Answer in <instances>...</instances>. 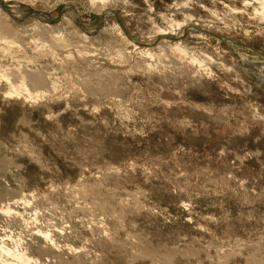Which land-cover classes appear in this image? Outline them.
I'll return each instance as SVG.
<instances>
[{"label":"rangeland","instance_id":"rangeland-1","mask_svg":"<svg viewBox=\"0 0 264 264\" xmlns=\"http://www.w3.org/2000/svg\"><path fill=\"white\" fill-rule=\"evenodd\" d=\"M263 3L0 0V264H264Z\"/></svg>","mask_w":264,"mask_h":264},{"label":"bare ground","instance_id":"bare-ground-1","mask_svg":"<svg viewBox=\"0 0 264 264\" xmlns=\"http://www.w3.org/2000/svg\"><path fill=\"white\" fill-rule=\"evenodd\" d=\"M1 1H4V0H1ZM264 4V3H263ZM261 13L264 15V5H262V7H261ZM261 14V15H262ZM264 17V16H263ZM6 40V39H5ZM195 60V59H194ZM1 75H3V74H1ZM1 75H0V77H1ZM7 76V75H6ZM29 76V75H28ZM3 77V76H2ZM1 77V78H2ZM22 77V76H21ZM30 77H31V79L33 80V79H35L37 82H39L40 80V78H38V75L37 74H35V73H31L30 74ZM4 78H5V76H4ZM11 78V77H10ZM10 78H8V77H6V81L8 82V84H9V89L8 90H6V91H4V97L5 98H19V97H24L26 100H27V98H33V93H31V91H29V89L27 88V86H26V84H24L23 83V80L22 79H24V77L22 78V79H17V81L15 82L14 80L12 81V80H10ZM13 79V78H12ZM19 80V81H18ZM35 81V82H36ZM42 83V82H41ZM30 88V87H29ZM34 93H36V92H34ZM38 93H40L39 91H38ZM37 93V94H38ZM36 94V95H37ZM35 95V96H36ZM34 96V97H35ZM21 200V199H20ZM13 202V201H12ZM12 207V206H11ZM14 207V206H13ZM10 213L11 214V212H12V214H13V212H15L14 210H11L10 208H7L6 210H4L3 212H4V214L5 215H7V213ZM17 214H15L14 213V216H16ZM7 216H9V214L7 215ZM13 216V215H12ZM11 217V216H10ZM12 220H15V219H12L11 218V221ZM46 235V234H45ZM45 237V236H44ZM22 257V256H21ZM21 257H19V258H21ZM8 264H10V263H8ZM11 264H14V262H12Z\"/></svg>","mask_w":264,"mask_h":264}]
</instances>
